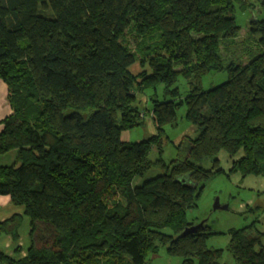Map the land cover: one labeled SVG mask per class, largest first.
<instances>
[{
	"label": "trees",
	"instance_id": "trees-1",
	"mask_svg": "<svg viewBox=\"0 0 264 264\" xmlns=\"http://www.w3.org/2000/svg\"><path fill=\"white\" fill-rule=\"evenodd\" d=\"M248 1L0 0V79L11 106L0 154L13 155L0 164V195L15 208L0 220L14 247L0 264H148L159 246L178 264H218L210 227L185 232L194 226L185 212L221 171L220 151L232 158L230 172L264 176V17L247 20L249 50L235 41L236 3L248 11ZM220 71L224 81L202 88L205 74ZM182 105L195 136L167 163L164 126L176 124ZM146 118L153 134L121 139ZM155 167L160 173L137 181ZM228 233L237 264H264L254 221Z\"/></svg>",
	"mask_w": 264,
	"mask_h": 264
},
{
	"label": "rangeland",
	"instance_id": "rangeland-1",
	"mask_svg": "<svg viewBox=\"0 0 264 264\" xmlns=\"http://www.w3.org/2000/svg\"><path fill=\"white\" fill-rule=\"evenodd\" d=\"M248 2L252 5L248 11L244 10L240 3H236L235 11L236 21L241 27L239 36L235 41L240 49L241 47L243 49L246 47L247 50L250 49L249 43L246 44L244 41L249 32L247 20L252 14V17L258 19L264 17V10L260 7L258 0H249ZM247 13L249 14L248 17ZM243 59L247 60L246 55ZM226 76L227 73L225 71L209 72L202 77V88L205 90L209 89L224 81ZM175 84L181 95L186 94L189 87L184 78L179 76ZM153 91V89H147L144 93L139 94L141 98L139 105L142 108L151 104L148 97ZM156 92L158 97L163 99L161 93L162 85H158ZM176 113V124L164 126L167 138L163 142L161 157L167 163L176 158V145L184 136H195L193 125L184 117L185 106L178 107ZM154 131L150 118H146L143 126L134 127L123 132L121 139L126 142H135L148 137ZM157 156L158 154L155 151L149 153L150 159H155ZM12 159L13 155L11 152L0 154L1 165H10ZM217 159L216 167L221 169V171L212 174L201 183L199 186L200 195L196 201V206L186 209L185 217L193 225L205 222L210 227L211 235L206 239V245L208 248L221 249L218 264H237L228 249L230 239L228 231L230 229L241 228L254 221L255 227L261 233V242L264 245V176L250 174L242 177L239 171L230 172L232 158L226 151H220ZM213 164V157H205L201 161V165L205 169H212ZM157 173H160V170L156 167L152 168L137 181L141 182ZM216 198H218L220 205H226L227 208H213ZM28 227V219L24 218L18 228L19 241L23 245L28 243ZM10 244V236L1 232L0 252L6 254L14 252V247ZM146 260L148 264H178L181 261L179 257L169 255L165 246H159L156 252L148 253Z\"/></svg>",
	"mask_w": 264,
	"mask_h": 264
},
{
	"label": "crops",
	"instance_id": "crops-1",
	"mask_svg": "<svg viewBox=\"0 0 264 264\" xmlns=\"http://www.w3.org/2000/svg\"><path fill=\"white\" fill-rule=\"evenodd\" d=\"M10 112H11V107L8 102V89L6 84L0 79V121ZM1 127L2 124L0 123V129ZM122 133H121V138H122ZM13 211H15V208L12 206L9 196L0 195V220H3L8 216H10V214Z\"/></svg>",
	"mask_w": 264,
	"mask_h": 264
},
{
	"label": "water",
	"instance_id": "water-1",
	"mask_svg": "<svg viewBox=\"0 0 264 264\" xmlns=\"http://www.w3.org/2000/svg\"><path fill=\"white\" fill-rule=\"evenodd\" d=\"M213 208H224L225 209V208H227V206L226 205H224V206L220 205L218 198H216L214 200V203H213ZM201 225H202V223H199L198 225H194V226L190 227L189 229H186L185 232L195 231Z\"/></svg>",
	"mask_w": 264,
	"mask_h": 264
}]
</instances>
